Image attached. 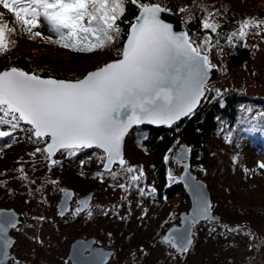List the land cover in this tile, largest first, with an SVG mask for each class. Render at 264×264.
<instances>
[{
    "label": "snow or ice",
    "instance_id": "1",
    "mask_svg": "<svg viewBox=\"0 0 264 264\" xmlns=\"http://www.w3.org/2000/svg\"><path fill=\"white\" fill-rule=\"evenodd\" d=\"M128 5L135 7L136 14L130 21H123ZM197 7L203 16L202 28L217 32L219 22L214 14L219 15L218 10L208 11L204 3ZM0 8L3 9L0 11V53L6 52L13 43L10 35L17 31L16 25L29 38L43 37L51 44L79 52L115 47L114 42L120 41L122 32L126 34V40L115 48L116 59L102 63L79 79L45 77L16 66L0 70V138L16 139L23 133L25 141L42 144L43 147L35 148L30 155L35 158L41 153L49 167L59 163L54 159L58 150L71 156L83 148L96 146L102 150L100 159L108 175L115 178L118 174H128V183L118 185L121 189L130 187L143 175L142 168L138 175H132L137 168L128 165L122 154V143L130 126L141 121L171 124L191 114L208 90L210 70L217 67L208 54L213 37L204 32L203 39L196 42L187 31H174L173 25L161 18L162 13L171 12L172 8L160 0H0ZM187 8L184 4L177 11L183 13ZM187 15L188 19L192 18L191 12ZM122 22L127 24L126 30ZM40 26L51 34L44 35L38 30ZM262 26L264 19L244 18L227 35V43L234 45L250 31L264 32ZM221 91L215 89L216 95L220 96ZM223 102L221 98L220 103ZM262 115L257 113V117ZM262 125L264 121L254 124L253 128L264 131ZM231 135L227 133L225 140ZM116 161L119 162L117 171H108ZM257 167L264 169V160ZM19 171L27 179L23 169ZM94 175L103 179L105 172ZM139 191L143 193L144 189ZM197 199L196 215H206L209 202L199 189ZM77 203L88 207L87 200ZM36 219L42 222L45 217ZM194 220L195 216L189 223ZM17 224L14 214L0 212V264L8 261L9 246L13 242L8 229ZM191 236L188 228L163 240L186 252L192 243ZM96 255L101 258L98 264H102L106 254Z\"/></svg>",
    "mask_w": 264,
    "mask_h": 264
},
{
    "label": "rangeland",
    "instance_id": "2",
    "mask_svg": "<svg viewBox=\"0 0 264 264\" xmlns=\"http://www.w3.org/2000/svg\"><path fill=\"white\" fill-rule=\"evenodd\" d=\"M0 11H3V9L0 8ZM214 16L217 21L218 15L214 14ZM16 28L17 31L10 35L13 43L9 45L6 52L0 53V61L6 60L8 66H14L11 65L13 58L22 54L30 57L34 62L42 60L55 61L57 65L66 66L68 74L74 73V76H77V73L71 70L78 67L91 68L98 59L112 49V47H109L92 52L72 51L51 44L45 41L43 37L29 38L27 33L19 31V25H16ZM38 30L44 35L51 34L44 26H40ZM261 37H264V32L255 34L250 31L246 38H241L234 45L228 44L227 38L224 42L218 44L212 41L213 47L208 54L211 61L217 65L215 68L218 71V78L210 82L207 88L222 89V91L230 88H242L243 90H239L243 94L261 99L264 102V39ZM193 40L199 42L201 37ZM244 46L252 51L250 61L248 63L241 62L233 67L230 59L231 53ZM217 49L221 51L218 52ZM143 132L144 130L135 127L125 137L124 159L128 165H135L137 168V171L133 172L132 175H138L139 169H143V175L139 176V179L132 182L130 187L126 189H121L118 185L128 183L126 179L128 174H118L113 178L102 171L101 151L98 149L80 156L77 163L73 162L76 173L79 175L77 177L81 176L79 180L73 182L67 178H58L57 176V171H66V168L70 165L68 160L70 156L67 152L60 154L57 152L54 159L59 163L52 170L48 168L49 166L41 153H37L35 158L30 155L35 148L41 147V145L33 143L25 151V160L21 163L19 169L12 174H8V177L12 178L0 182V207L13 208L16 212L24 215L23 223L12 229V233L16 237L12 249L19 257V261L14 264H70L66 260V256L71 242L76 237L91 235L97 238L99 245L114 250V255L107 264H117L118 259L125 253L124 249L140 241L141 236L138 238L132 236L135 230L142 224L147 225L148 223L147 226H150L155 225V222L156 226L152 231H149L150 236H145V241L140 242L148 255V260L154 262L156 258L158 260L163 258L162 253L167 255L168 252H172L168 245L162 244L160 236L171 223H178V212L188 209L189 206L186 207L188 199L183 196H176L175 199L169 202L168 207H170V210L168 213L167 208L161 211L159 215L155 212L154 208L156 206L153 205V201L156 199V192L151 191V189L157 188L158 179L149 161L146 160L149 151L143 150L139 146L140 141L143 139ZM230 139L226 141L229 142ZM176 147L177 145H172L165 153L167 169H171V158ZM139 152L143 154L142 158L136 157ZM27 157L30 158V161H27ZM82 160L84 161L83 164H81ZM262 160H264V156L256 153L249 164L243 165L240 175L246 181H244L243 188L237 190L239 200H244L245 197L246 199L259 197L260 192L256 183H259L260 174L262 175L264 172L257 167L256 163ZM89 161L94 162L97 167V170L93 173L89 170L91 166L87 167L88 163L91 164ZM118 167L119 164L110 171L115 172ZM21 168L27 179L21 177L19 171ZM180 170V167H177L176 170L174 168L175 176L168 179L169 183H174L177 180ZM97 172H105L104 178L100 179L94 175ZM93 178H96V180H93ZM261 178L260 181L262 182L260 184H264V175ZM53 180L57 183L52 184L51 181ZM69 185L77 187V194L74 196L73 202L80 196L81 189L86 190L89 187L96 189L92 205L83 217H76L74 207L71 209L74 213L67 219L58 215L57 202L59 194L61 189ZM141 188L144 189L143 193L139 191ZM182 205L186 208L181 209ZM213 210L214 213L218 214L215 209ZM89 212L91 215H89ZM40 216H44L45 220L41 222L36 219ZM149 220L155 222H149ZM112 228L115 230L111 231ZM260 231L264 235V231ZM235 240L233 239V241ZM147 245H150V252L147 250ZM117 250L121 252L118 253ZM194 250L192 255L196 252V249ZM242 250V248L239 250L234 248L230 251V254L241 261L245 259L244 257L248 253L246 250L244 252ZM170 257L172 255L168 256V258ZM191 257V255L184 256L183 259H189V262H185V264H192ZM238 261L236 264H242ZM124 263L131 264V261L126 259L122 264ZM173 264H182L181 258L174 255Z\"/></svg>",
    "mask_w": 264,
    "mask_h": 264
},
{
    "label": "trees",
    "instance_id": "3",
    "mask_svg": "<svg viewBox=\"0 0 264 264\" xmlns=\"http://www.w3.org/2000/svg\"><path fill=\"white\" fill-rule=\"evenodd\" d=\"M160 2L172 8L192 39L198 37L203 39V33L207 32L216 43L217 40L219 43L224 42L227 35L238 28L240 20L249 17L264 18V0H195V3L193 0H160ZM200 3L207 5L208 11L212 8L218 10L217 32L213 33L200 25V20L203 18L201 10L197 7ZM184 4L188 5L186 11L183 13L177 11V8ZM128 9L123 21H130L136 14L134 6L128 5ZM188 12H191V19H188ZM122 27L126 30L127 24L122 22ZM125 38L126 34L122 32L120 41L115 42V47L108 50L91 68L78 67L71 70L77 73V76H74V73L68 74L66 66L57 65L55 61L34 62L30 57L22 54L15 56L11 65L26 71H34L41 76L79 79L87 71L111 59H116L115 48L120 47ZM8 65L6 60L0 61V70ZM207 89L198 108L184 119L171 126L138 127L144 130L139 146L149 151L146 160L149 161L158 179L157 196L173 198L179 192L180 196L187 199L181 184L172 182L168 185L167 182L171 176L170 169L166 168L164 154L172 145L177 147L181 144L188 145L189 167L196 177L204 179L207 183L212 210L217 211L221 217L220 221L200 222L193 232V244L186 252L178 254L172 251L167 255L162 253L163 258L159 260L156 258L154 262L148 260V255L140 244L145 241V236H150L149 231L152 229L142 224L132 235L136 238L141 236L140 241L125 248V253L118 259L117 264H122L126 259L131 261V264H167L168 261V264H173L174 255L181 258L182 264L189 262V259H183L185 255L192 256V264H236L238 260L230 254L234 248H242V252L245 250L248 252L244 257L245 261L239 260L240 263L247 264L249 256L264 252V235L260 231H264V184H260L261 176L264 174H260L259 183H256L260 192L259 197L256 199L245 197L244 200H239L237 197V190L243 188L246 181L240 175L243 165L249 164L256 153L264 156V131L253 128L254 124H261L264 121V115L257 117V113L264 114V102L243 94L239 90L242 88L221 91L220 96L216 95L214 88ZM221 98L224 101L223 104L220 103ZM229 132L232 135L227 142L225 135ZM32 144L24 140L23 133L17 135L16 139L0 138V182L12 178H9L8 174L19 169L25 160V151ZM60 153L62 152L58 151V154ZM83 154L77 152L71 155L68 159L70 161L68 169L57 171L58 178H65L68 173L69 180L77 181L79 177H77L74 163H77L78 158ZM138 156L142 158L143 154L139 152L136 157ZM233 157L236 159L233 160ZM27 158V161H30V158ZM55 165L48 168L53 170ZM94 166L95 164L91 165V172L96 170L93 169ZM260 170L264 172V169ZM188 206L189 201L186 207ZM186 207L182 205L181 209ZM113 230L115 229L112 228L111 231ZM233 239L236 240L233 241ZM147 246L150 249V245ZM194 249L196 252L192 255ZM117 252L121 251L117 250ZM169 255L172 257L168 258Z\"/></svg>",
    "mask_w": 264,
    "mask_h": 264
},
{
    "label": "water",
    "instance_id": "4",
    "mask_svg": "<svg viewBox=\"0 0 264 264\" xmlns=\"http://www.w3.org/2000/svg\"><path fill=\"white\" fill-rule=\"evenodd\" d=\"M161 18L165 19L166 22L171 23L173 25L174 31H186L185 26L183 25L182 21L176 16V14L173 11L162 13ZM125 40H126V38H125ZM251 53H252V51L250 50V48H248L246 46L242 47L241 49L233 51L231 53V58H230L231 62H232V66L235 67L244 61L248 63L251 59V57H250ZM246 66H248V64H246ZM91 70H93V69H91ZM91 70H89V71H91ZM45 77H47V76H45ZM80 78H82V77H80ZM217 78H218L217 69L216 68L211 69L207 85L210 82L215 81ZM56 79H58V78H56ZM202 98H201V100H202ZM199 104H200V102L197 104L196 108L193 109V111H195L198 108ZM188 115L189 114L181 116L178 120L173 121V123H171V124H164V123L153 124L150 121H141L139 124H133L132 126H130L128 131L125 133L124 140L122 143V154H123L125 137L131 129H133L135 127L159 128L161 126H171L172 124L184 119ZM90 148H97V147L91 146L89 148H83V149H90ZM188 153H189L188 145H186V144L179 145L174 152L173 162H176L181 167L178 178H179V181L181 183L183 191L186 193V195L189 199V208L187 210H182L180 212L178 223H172L165 230V232L161 238L164 243H169L170 247L178 254L183 253V252H180L178 248L173 247L170 242L164 241L163 237L168 236V235H172L178 231H184L185 229L190 228L191 233H192V236H191L192 243H191V245L188 246V249H189L192 246L193 241H194L193 232H194V228L196 225H198L200 222L206 221V220H210L212 222H219L221 219V217L218 214H214L212 212L211 197H210V192H209L207 183L203 179L196 177L195 173L190 169L189 162H188ZM56 154H54V157ZM115 164H119V162L116 161V162H114V165ZM102 170L105 171L103 169V164H102ZM110 170H108V171H110ZM169 172L173 174L174 169L173 168L170 169ZM63 189L65 190L66 193H68V195L66 196L65 192H62V191L59 194V197H58L59 199L57 202V212H58V215L60 217H63L69 211L70 206H71L72 197H73V191L71 189H68V188H63ZM198 189L200 192L203 193V196L209 202L210 210L206 215H196V213L198 211V206H199V200L197 199V190ZM92 195H93V192L90 191L87 194H85L84 196L80 197L78 199V201L79 200H87L88 201V207H89L90 203H91ZM89 197H90V199H89ZM65 206H67V207H65ZM88 207H85L83 205H79L77 203V208L80 209L79 210L80 212L87 209ZM0 212H3V213L11 212L12 214H14L16 217V220L18 221L17 225L22 224L24 221V215L22 213L16 212L13 208L0 207ZM193 216H195L194 222L189 223V220ZM12 229L13 228L8 229V235L12 238L13 242L9 246V258H8V261L5 262V264H9L10 259H15V260L17 259L15 252L12 250L13 244L15 242V235L12 234ZM170 229L173 231L170 232L169 231ZM94 242H95V239L91 238V237L90 238H76V239H74L69 246V250H68V254H67L66 259L69 260L71 262V264H98V262L100 261L101 258L98 257L96 255V253H105L106 255L102 259V264H107L112 257L113 250L105 248L103 246H97L94 244Z\"/></svg>",
    "mask_w": 264,
    "mask_h": 264
},
{
    "label": "flooded vegetation",
    "instance_id": "5",
    "mask_svg": "<svg viewBox=\"0 0 264 264\" xmlns=\"http://www.w3.org/2000/svg\"><path fill=\"white\" fill-rule=\"evenodd\" d=\"M94 149H97V148H90V149H81L80 151H78V152H80V153H84L83 155H86V154H88L89 152H92ZM99 150V149H98ZM169 150V149H168ZM99 151H101V150H99ZM102 152V151H101ZM173 155H174V153H173ZM173 155H172V158H171V167L172 168H175V170L177 169V167H180L176 162H173ZM164 156H165V154H164ZM89 162H91V161H89ZM93 164H95L94 162H91V164H89L88 163V165H87V167H89V166H91V165H93ZM68 165V164H67ZM116 165H118V164H115L113 167H116ZM102 167V166H101ZM181 168V167H180ZM66 169H68V167L66 168ZM91 167L89 168V170L91 171ZM93 169H96L97 170V167H96V165L94 166V168ZM96 170H93V172L94 171H96ZM102 170V169H101ZM103 171V170H102ZM93 172H91V173H93ZM106 172V171H105ZM169 175L171 176V177H174L175 176V171H174V173L172 174V173H169ZM179 175V174H178ZM178 175H177V180L175 181V182H178L179 184H181L180 183V181H179V178H178ZM77 176H79L78 174H77ZM65 178H67V179H69V177H68V173H67V175H66V177ZM79 178H81V176L79 177ZM79 178H78V180H79ZM93 180H96V178H93ZM71 181V180H70ZM72 182V181H71ZM174 182V183H175ZM168 183V185L170 184L169 183V181L167 182ZM93 184H95V182H93ZM158 185V184H157ZM65 188H68V189H71L72 191H73V197H72V201H71V206H70V209H69V211L63 216V218L64 219H67L68 217H70L74 212L73 211H71V209H72V207H74L75 208V210L77 209V201H78V199L80 198V197H82V196H84L85 194H87L88 192H93V195H92V199H91V203H90V206L87 208V209H85V210H83V211H75V215H76V217L77 218H79V217H83L86 213H87V211L90 209V207H91V205H92V201H93V199H94V194H95V192H96V189L94 190V189H92L91 187H89L88 189H86V190H84V189H81L80 191H81V193H80V196L79 197H77L76 198V200H75V202H73V199H74V196L77 194V187H75V186H73V185H69V186H67V187H65ZM155 192L157 193V189H155ZM155 193V201H153V205L154 206H156L154 209H155V212L159 215V213L161 212V211H163L164 209H166L167 208V213L169 212V210H170V207H168V205H169V202L171 201V200H173V199H175V197L176 196H180V194H179V192L173 197V198H165V197H159V196H157L158 195V193L156 194ZM187 199H188V197H187ZM188 201H189V199H188ZM189 208V207H188ZM177 210V209H176ZM178 211V210H177ZM181 212V211H180ZM180 212H178V214H180ZM166 216H167V214H166ZM150 221H152V222H155V221H153V220H149V222ZM172 224V223H171ZM147 225H148V223H147ZM156 226V222H155V225H150V226H147L148 228L150 227L152 230L154 229V227ZM170 226V225H169ZM169 226H167L164 230H163V232L161 233V236H160V240H161V242H162V244H164V245H168L169 246V248L171 249V251H173V252H175L171 247H170V244L169 243H164L163 241H162V235L164 234V232H165V230L169 227ZM13 234V233H12ZM94 238L95 239V242H94V244L95 245H97V246H101V245H99V242H98V240H97V238L95 237V236H80V237H76V238ZM75 238V239H76ZM15 239H16V237H15ZM14 245V244H13ZM70 246V245H69ZM141 246V245H140ZM13 248V247H12ZM107 248V247H106ZM13 250V249H12ZM69 250V249H68ZM147 250L149 251V250H151V249H149V248H147ZM14 251V250H13ZM15 252V251H14ZM113 252H114V250H113ZM16 254V253H15ZM68 254V253H67ZM114 254H112V256H113ZM17 256V255H16ZM67 257V256H66ZM67 260V259H66ZM19 261V257L17 256V259L15 260V259H10V261H9V264L10 263H12V264H14V263H17ZM67 261H69V260H67ZM110 261V260H109ZM69 263L71 264V262L69 261Z\"/></svg>",
    "mask_w": 264,
    "mask_h": 264
},
{
    "label": "built area",
    "instance_id": "6",
    "mask_svg": "<svg viewBox=\"0 0 264 264\" xmlns=\"http://www.w3.org/2000/svg\"><path fill=\"white\" fill-rule=\"evenodd\" d=\"M239 249V248H238ZM247 264H264V252L258 254V255H251L248 258ZM128 264V263H124Z\"/></svg>",
    "mask_w": 264,
    "mask_h": 264
}]
</instances>
